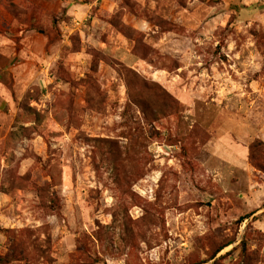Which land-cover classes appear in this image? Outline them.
Here are the masks:
<instances>
[{
  "label": "rangeland",
  "instance_id": "rangeland-1",
  "mask_svg": "<svg viewBox=\"0 0 264 264\" xmlns=\"http://www.w3.org/2000/svg\"><path fill=\"white\" fill-rule=\"evenodd\" d=\"M0 257L264 264V0H0Z\"/></svg>",
  "mask_w": 264,
  "mask_h": 264
},
{
  "label": "trees",
  "instance_id": "trees-1",
  "mask_svg": "<svg viewBox=\"0 0 264 264\" xmlns=\"http://www.w3.org/2000/svg\"><path fill=\"white\" fill-rule=\"evenodd\" d=\"M232 244V243H231ZM231 244H227V245H225V246H223V247H220V249H219V251L216 253V255H218L220 252H222L225 248H227V247H229ZM245 248V243L242 245V249H244ZM10 262V260L9 259H7V258H1L0 257V264H8Z\"/></svg>",
  "mask_w": 264,
  "mask_h": 264
}]
</instances>
